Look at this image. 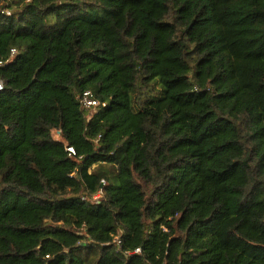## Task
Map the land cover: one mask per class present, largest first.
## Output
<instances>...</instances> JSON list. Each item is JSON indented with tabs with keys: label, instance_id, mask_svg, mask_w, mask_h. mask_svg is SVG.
<instances>
[{
	"label": "trees",
	"instance_id": "1",
	"mask_svg": "<svg viewBox=\"0 0 264 264\" xmlns=\"http://www.w3.org/2000/svg\"><path fill=\"white\" fill-rule=\"evenodd\" d=\"M12 48L0 264H264V0H0Z\"/></svg>",
	"mask_w": 264,
	"mask_h": 264
},
{
	"label": "built area",
	"instance_id": "2",
	"mask_svg": "<svg viewBox=\"0 0 264 264\" xmlns=\"http://www.w3.org/2000/svg\"><path fill=\"white\" fill-rule=\"evenodd\" d=\"M7 13L10 14V11L7 10ZM16 54H17V49L12 48L10 51V58H8L6 60L0 59V66H3L6 63H8ZM2 87H3V85H2V83H0V90L2 89ZM79 100L81 102V105L90 111L89 114L91 116L94 115V111L97 112L102 107H105L107 104L106 101H103L99 97H97L96 94L94 93V91L91 89H86L85 91H83V93L79 97ZM57 134H58V136H60V131H58ZM66 149H67L69 155H71V156H73V155L75 156L77 154V151H76L74 146L67 145ZM105 184H106V180L102 179L101 186H100L99 190L91 197V200L94 204H98L100 202V198L104 194ZM86 198H87L86 196L83 197V199H86ZM115 242L118 245H121L122 240H121L120 236L117 235L115 237ZM140 251H141V247H138L135 249V252H140ZM163 264H165V263H163Z\"/></svg>",
	"mask_w": 264,
	"mask_h": 264
},
{
	"label": "rangeland",
	"instance_id": "3",
	"mask_svg": "<svg viewBox=\"0 0 264 264\" xmlns=\"http://www.w3.org/2000/svg\"><path fill=\"white\" fill-rule=\"evenodd\" d=\"M95 112V111H94Z\"/></svg>",
	"mask_w": 264,
	"mask_h": 264
}]
</instances>
